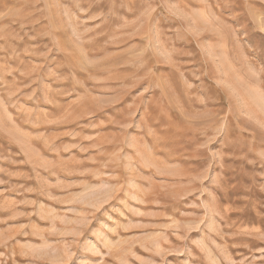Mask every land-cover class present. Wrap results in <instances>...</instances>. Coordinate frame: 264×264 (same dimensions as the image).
I'll return each instance as SVG.
<instances>
[{"label":"rangeland","instance_id":"rangeland-1","mask_svg":"<svg viewBox=\"0 0 264 264\" xmlns=\"http://www.w3.org/2000/svg\"><path fill=\"white\" fill-rule=\"evenodd\" d=\"M0 264H264V0H0Z\"/></svg>","mask_w":264,"mask_h":264},{"label":"bare ground","instance_id":"bare-ground-1","mask_svg":"<svg viewBox=\"0 0 264 264\" xmlns=\"http://www.w3.org/2000/svg\"><path fill=\"white\" fill-rule=\"evenodd\" d=\"M250 1H251V0H250ZM207 2H208V1H207ZM220 10H221V9H220ZM261 26H262V25H261ZM232 30H233V29H232ZM234 30H235V29H234ZM244 30H245V29H244ZM225 33H226V32H225ZM229 34H230V33H229ZM230 45H231V44H230ZM235 57H236V56H235ZM239 63H240V62H239ZM241 63H242V62H241ZM148 67H149V66H148ZM262 72H263V71H262ZM251 80H252V79H251ZM253 80H254V79H253ZM256 81H258V80H256ZM204 137H205V136H204ZM158 138H159V137H158ZM121 143H122V142H121ZM113 147H115V146H113ZM120 149H121V148H120ZM152 149H153V148H152ZM152 151H153V150H152ZM109 153H111V152H109ZM118 157H119V156H118ZM149 157H150V156H149ZM105 158H106V157H105ZM112 159H113V158H112ZM154 159H155V158H154ZM163 159H164V158H163ZM167 159H168V158H167ZM114 160L116 161L117 158H115ZM136 160H137V159H136ZM151 160H152V159H151ZM164 161H165V160H164ZM136 162H137V161H136ZM153 162H155V161H153ZM107 163H108V162H107ZM116 163H117V161H116ZM147 163H148V162H147ZM149 163H150V162H149ZM156 164H157V163H156ZM151 166H152V165H151ZM146 167H147V168H146ZM155 167H156V168L152 169L150 166H145V168L143 167L144 169H141V167H140V170L143 171V172H146V173L150 174L151 177H153V176L157 177V176H161V175H163V174L161 173V170L159 169V170H160V171H159L158 168H157V166H155ZM159 167H160V166H159ZM163 167H164V166H163ZM160 168H162V165H161ZM164 169H165V168H164ZM134 170H135V169H134ZM138 170H139V169H138ZM166 170H167V169H166ZM162 171H165V170H162ZM170 171H171V170H170ZM97 172H98V171H97ZM99 172H100V171H99ZM139 172H140V171H139ZM123 174H124V173H123ZM123 174H122V175L120 174V176L116 179V180H118V182H119L121 179H123V177H122ZM116 175H117V174H116ZM152 175H153V176H152ZM169 176H171V175H169ZM184 176H186V173H185ZM94 177H95V176H94ZM99 177H100V176H99ZM99 177H98V178H99ZM151 177H150V178H151ZM100 178H101V177H100ZM139 179H140V178H139ZM109 180H110V179H108V181H109ZM144 180H145V179H144ZM144 180H143V181H144ZM114 181H115V180H114ZM121 181H122V180H121ZM141 181H142V180H141ZM143 181H142V182H143ZM145 182H146V181H145ZM149 183H152V182H149ZM149 185H150V184H149ZM112 186H113V185H112ZM140 186H141V185H140ZM117 187H119V186H117ZM158 187H159V186H158ZM143 189H144V188H143ZM152 189H153V186H152ZM111 190H112V189H111ZM111 190H109V192H111V194H110V193H109L110 195L107 194L106 197L109 196V197H108L109 200H111L112 198H113V200H114V199L117 200L118 198L120 199V197H121L120 195H122V194H121L122 189L119 188V189H114V190H112V191H111ZM127 190H128V189H127ZM149 190H150V189H149ZM156 191H157V190H156ZM156 191H155V190H153V191H152V190H150V191L147 190L146 192H145V191H144V192L141 191V193H142V194H140V195H142V197H141V202H142L143 204H146V205H147V204H152V202H154V201H156L157 199H159V197H161V194H160V193H162V192L158 193V192H156ZM107 193H108V192H107ZM138 193H139V192H138ZM164 195H165V194H164ZM165 196H166V195H165ZM103 198H104V197H103ZM127 198H128V197H127ZM106 199H107V198H104L105 201H106ZM108 199H107V200H108ZM101 200H102V199H101ZM104 200H102V201H104ZM109 200H108L107 202H109ZM98 201H100V199H99V200L97 199V202H98ZM92 202L94 203V201H92ZM97 202H96V203H97ZM119 202H120V201H119ZM122 202H123V201H122ZM157 202H159V201H157ZM100 203H102V205H103V202L100 201ZM110 203H111V201H110L108 204H110ZM94 204H95V203H94ZM88 205H89V204H88ZM95 205H96V204H95ZM100 205H101V204H100ZM102 205H101V206H102ZM110 205H111V204H110ZM89 206H90V205H89ZM90 207H94L93 204H92ZM95 207H97V206H95ZM113 207H114V206H113ZM97 208H99V207H97ZM97 208H96V209H97ZM166 210H167V209H166ZM114 214H115V213H114ZM4 250H5V249H4Z\"/></svg>","mask_w":264,"mask_h":264}]
</instances>
